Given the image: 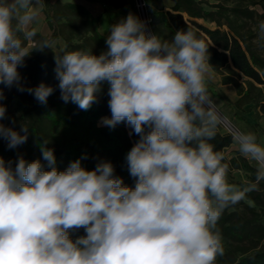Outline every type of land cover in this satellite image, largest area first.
Listing matches in <instances>:
<instances>
[{"label": "clouds", "instance_id": "clouds-1", "mask_svg": "<svg viewBox=\"0 0 264 264\" xmlns=\"http://www.w3.org/2000/svg\"><path fill=\"white\" fill-rule=\"evenodd\" d=\"M43 7L44 0H0V84L25 91L18 66L33 51L54 47L47 38L34 40L31 25ZM258 28L264 40V22ZM145 29L130 13L111 25L106 52L55 56L65 103L86 111L101 84L110 85L111 117L101 124L127 122L140 135L126 157L135 187L114 177L111 163L88 171L76 160L58 171L45 146L50 170L23 158L13 170L0 158V264H215L223 255L217 222L264 181V146L252 133L232 131L258 169L255 182L242 189L228 183L229 166L208 142L224 123L207 88L208 44L191 29L177 31L171 42ZM27 91L46 104L54 89L40 84ZM5 113L0 104V119ZM21 131L0 124L9 148L26 142L27 127ZM79 228L87 235L73 241L69 230Z\"/></svg>", "mask_w": 264, "mask_h": 264}, {"label": "trees", "instance_id": "trees-1", "mask_svg": "<svg viewBox=\"0 0 264 264\" xmlns=\"http://www.w3.org/2000/svg\"><path fill=\"white\" fill-rule=\"evenodd\" d=\"M107 1L113 9L119 8L120 2H125ZM230 1V5H225L220 1L172 0L170 11L159 12L158 15L173 36L177 31L191 29L197 38L208 44L210 70L219 77L220 85L231 86L235 90L236 99L232 102L220 96L222 100L224 98V104L238 111L250 106L253 118L258 121L264 119V40L258 39V25L264 22V0ZM40 14L42 27L35 41L45 38L53 42L60 40L62 52L85 51L99 56L107 51L108 36L99 30L101 14L94 15L83 2L44 0ZM25 43L28 45L29 42ZM32 47L31 42L30 50ZM55 56L52 49H45L33 51L24 59L18 72L25 91L17 87L9 98L17 99L14 113L10 111L11 104L5 96L0 101L6 108L0 123L21 135L25 134L21 129L26 126L28 137L25 143L15 148H9L7 141L0 147V158L13 170L20 158L26 163L39 160L44 170H50L41 151L45 146L53 150L58 171H65L76 160H80L81 166L88 171L95 170L101 163H111L114 177L122 179L124 186L134 188L137 178L130 175L126 157L140 140V135L127 122H121L115 128L97 126V121L103 117H111L108 82L101 84L96 102L86 111L72 102L65 103L56 78ZM40 84L54 89L46 104L40 103L27 91ZM207 88L209 94L219 97L208 83ZM59 129L71 135L58 141L55 131ZM144 131L147 133L150 129L146 126ZM44 141L48 143L44 145ZM208 142L214 146V151L223 154L222 163L228 164V173L246 176L244 180L230 179L228 183L242 189L255 182L257 168L241 152L232 149L233 136L221 125L215 138ZM216 230L221 235L224 252L217 256L215 264H264V181L259 182L258 190L246 193L243 200L223 210ZM68 235L75 241L86 237L87 233L84 228H79L69 230Z\"/></svg>", "mask_w": 264, "mask_h": 264}, {"label": "rangeland", "instance_id": "rangeland-1", "mask_svg": "<svg viewBox=\"0 0 264 264\" xmlns=\"http://www.w3.org/2000/svg\"><path fill=\"white\" fill-rule=\"evenodd\" d=\"M78 1L83 2L94 15L105 12L103 14L106 15L102 18L100 22V29H106V30L105 31L100 30V31L102 33H105L107 36L110 34L111 25H114L120 22L121 20L126 19L130 13L136 16L140 20L133 0H124L125 1L124 4L120 2L119 3L120 7L117 9L111 8L108 5L109 2L107 0H96L95 3H87L83 0H78ZM171 1L172 0H160V2H158L157 4L153 3L151 5H149L148 2L146 1L147 3L146 14L149 18L150 34L151 35L155 34L162 41L166 40L168 42H171L174 36L165 26L163 18L159 16L158 13L170 11ZM207 1L208 3H216L220 1L225 5H230L232 3V1L230 0H207ZM41 20H42L41 14L39 13V16L35 21H33L31 25V27L35 28L37 32H39L42 27ZM200 23L208 27H213V25L211 24H205L203 22ZM27 46L30 49L31 42H29ZM62 49H63V43L60 40L55 41L54 47L52 48L54 53L59 55L62 52ZM19 67L20 66H18V69ZM207 83L215 88V90L219 94V97L220 96L224 97L225 99H228L231 102L236 99L235 90L231 86L220 85L219 77L216 74H214L211 70L209 71V74L207 76ZM0 89H2L4 96L6 97L7 101H9V103L11 104L10 111L14 113L17 99L13 98V100H11L9 98H10V93H12V91H15L17 89V86L14 84L12 87H7L3 84H0ZM210 96L215 103L216 110L218 111V113L234 130H238L244 133L254 134L257 137V143L261 144V146H264V119H259L258 121H256L253 118V112L250 110V106H245L241 111H238L231 106L225 105L223 102L224 98L222 100L221 97L219 98V97H213L212 95ZM97 126L105 127L101 124V119L97 121ZM222 126L224 131L232 134V130L229 127H227L224 123ZM55 135L58 141H61L67 136L71 135V133H69L64 129H59L55 131ZM6 143L7 140L0 137V147L5 145ZM233 143L234 145L232 149L238 150L240 152L239 145L235 141ZM228 154H230L229 151ZM246 159L249 163H251L253 166H255L258 169V164L254 160H251L250 158H246ZM245 177L246 176L243 173H237V172L228 173V180L233 179L236 181H241L244 180Z\"/></svg>", "mask_w": 264, "mask_h": 264}, {"label": "built area", "instance_id": "built-area-1", "mask_svg": "<svg viewBox=\"0 0 264 264\" xmlns=\"http://www.w3.org/2000/svg\"><path fill=\"white\" fill-rule=\"evenodd\" d=\"M133 1H134V5H135V8H136V11H137V14H138L140 20L142 22H144L145 25H146V29H145L146 33L151 35L150 34V27H149V18H148L147 14H146V7H147L146 1L145 0H133ZM224 124L227 127H229L232 131L234 130L225 120H224ZM222 125H223V123L221 124V126ZM222 128H223V126H222Z\"/></svg>", "mask_w": 264, "mask_h": 264}, {"label": "crops", "instance_id": "crops-1", "mask_svg": "<svg viewBox=\"0 0 264 264\" xmlns=\"http://www.w3.org/2000/svg\"><path fill=\"white\" fill-rule=\"evenodd\" d=\"M63 1V0H62ZM148 2L149 5L155 3L157 4L158 2H160V0H146ZM34 2V1H33ZM63 2H69V3H72V2H80L78 0H64ZM171 5H172V1L170 2ZM105 13V12H103ZM103 13H99L101 14V19H100V22L102 20V18L106 15V14H103ZM100 22H99V30H102V31H105L106 29H100ZM41 25H42V20H41ZM101 32V31H100ZM213 87V86H212ZM214 88V87H213ZM215 89V88H214ZM211 95V94H210Z\"/></svg>", "mask_w": 264, "mask_h": 264}]
</instances>
